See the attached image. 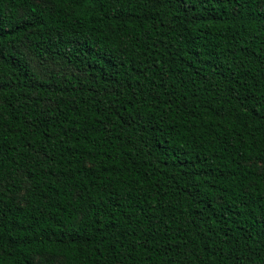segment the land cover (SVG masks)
<instances>
[{
	"label": "trees",
	"instance_id": "16d2710c",
	"mask_svg": "<svg viewBox=\"0 0 264 264\" xmlns=\"http://www.w3.org/2000/svg\"><path fill=\"white\" fill-rule=\"evenodd\" d=\"M0 264H264V0H0Z\"/></svg>",
	"mask_w": 264,
	"mask_h": 264
}]
</instances>
